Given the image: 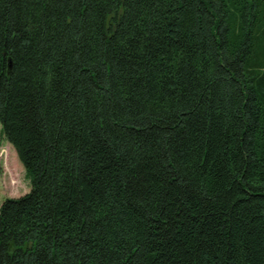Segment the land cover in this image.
I'll return each mask as SVG.
<instances>
[{"label": "trees", "instance_id": "1", "mask_svg": "<svg viewBox=\"0 0 264 264\" xmlns=\"http://www.w3.org/2000/svg\"><path fill=\"white\" fill-rule=\"evenodd\" d=\"M0 127V264H264V0H0Z\"/></svg>", "mask_w": 264, "mask_h": 264}, {"label": "rangeland", "instance_id": "2", "mask_svg": "<svg viewBox=\"0 0 264 264\" xmlns=\"http://www.w3.org/2000/svg\"><path fill=\"white\" fill-rule=\"evenodd\" d=\"M30 189L25 171L12 145L5 139L0 127V205L5 198ZM20 196V195H19Z\"/></svg>", "mask_w": 264, "mask_h": 264}, {"label": "clouds", "instance_id": "3", "mask_svg": "<svg viewBox=\"0 0 264 264\" xmlns=\"http://www.w3.org/2000/svg\"><path fill=\"white\" fill-rule=\"evenodd\" d=\"M28 191H29V189H28V188H25V189L23 190V192H22V193L13 194V195H14V197L18 198V197H19V195L26 194V193H28Z\"/></svg>", "mask_w": 264, "mask_h": 264}]
</instances>
